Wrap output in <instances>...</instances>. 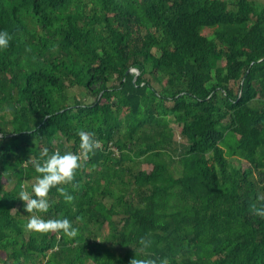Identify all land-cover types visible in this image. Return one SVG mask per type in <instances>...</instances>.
I'll return each instance as SVG.
<instances>
[{
    "label": "trees",
    "instance_id": "trees-1",
    "mask_svg": "<svg viewBox=\"0 0 264 264\" xmlns=\"http://www.w3.org/2000/svg\"><path fill=\"white\" fill-rule=\"evenodd\" d=\"M0 29V264H264V5L0 0ZM79 129L101 147L85 155ZM44 147L81 153L61 185L74 199L54 186L28 212ZM31 215L77 233L29 230Z\"/></svg>",
    "mask_w": 264,
    "mask_h": 264
},
{
    "label": "clouds",
    "instance_id": "clouds-1",
    "mask_svg": "<svg viewBox=\"0 0 264 264\" xmlns=\"http://www.w3.org/2000/svg\"><path fill=\"white\" fill-rule=\"evenodd\" d=\"M11 40V34L7 29H0V49L7 48ZM80 148L86 155L101 147V140L85 129H79ZM81 153L70 150L61 151L59 149L51 151L44 147L38 159L32 161V165L39 175L36 176L31 185V191L21 187L19 197L25 201L24 207L28 212L34 210L46 212L51 205L48 198L49 191L54 186L63 195L65 201H72L74 196L62 184H68L74 181L75 172L81 166ZM34 193V194H33ZM254 211L264 216V206H255ZM25 227L29 230L46 232L50 230H63L69 236H75L77 228L73 226L72 221L67 216H50L45 218L41 215H31L25 222ZM141 244L148 248L151 241L141 237ZM130 264H168L167 258H143L136 255L130 260Z\"/></svg>",
    "mask_w": 264,
    "mask_h": 264
},
{
    "label": "rangeland",
    "instance_id": "rangeland-1",
    "mask_svg": "<svg viewBox=\"0 0 264 264\" xmlns=\"http://www.w3.org/2000/svg\"><path fill=\"white\" fill-rule=\"evenodd\" d=\"M258 4L260 6H263L264 5V0H258ZM211 32H212L211 29H206L204 31L205 34H209ZM69 92H70V95L72 97H76L80 101H83V102H86V103L92 102L94 100V98H95L94 95L89 94L86 91V89L81 87V86L72 87V88L69 89ZM171 125L174 128L177 140L178 141L180 140V141L183 142V139H181L180 136H179L181 128L178 126L177 122L173 121ZM245 164H246L245 162L241 163V165H243V166H245ZM140 168L141 169H146V170H151L152 165L148 164V163H142L140 165ZM107 231H108V228H106V227L102 228V234L106 233Z\"/></svg>",
    "mask_w": 264,
    "mask_h": 264
},
{
    "label": "built area",
    "instance_id": "built-area-1",
    "mask_svg": "<svg viewBox=\"0 0 264 264\" xmlns=\"http://www.w3.org/2000/svg\"><path fill=\"white\" fill-rule=\"evenodd\" d=\"M111 148H113V149H114V147H113V146H111Z\"/></svg>",
    "mask_w": 264,
    "mask_h": 264
},
{
    "label": "water",
    "instance_id": "water-1",
    "mask_svg": "<svg viewBox=\"0 0 264 264\" xmlns=\"http://www.w3.org/2000/svg\"><path fill=\"white\" fill-rule=\"evenodd\" d=\"M134 70H136V69H134ZM133 71V70H132ZM137 71V70H136ZM138 72V71H137Z\"/></svg>",
    "mask_w": 264,
    "mask_h": 264
}]
</instances>
